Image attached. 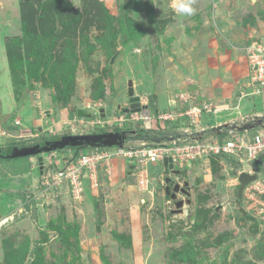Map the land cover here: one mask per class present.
Instances as JSON below:
<instances>
[{
	"label": "rangeland",
	"instance_id": "rangeland-1",
	"mask_svg": "<svg viewBox=\"0 0 264 264\" xmlns=\"http://www.w3.org/2000/svg\"><path fill=\"white\" fill-rule=\"evenodd\" d=\"M17 1L18 9L15 1L0 8V111L10 114L7 117L11 128L6 129L15 133L9 139L24 141L26 146L31 144L30 140L53 134L159 127L160 123L155 125L154 120L146 125L147 120L122 113L128 101V81L139 97L138 103L142 100L147 105L155 95V106H165L164 97H170L176 98L179 108V95L187 93L188 85L195 83L201 91L190 94L194 104L202 101L223 106L220 100L210 101L209 86L196 75V54L204 58L208 48L213 54L211 35L228 36L227 50L236 48L243 54L250 36L264 42L263 0H195L196 13L192 16L176 14L173 5L178 0H115L113 8L98 0ZM219 14L224 23L227 17L232 19L228 26L233 33L230 36L220 30L225 24ZM50 30L57 37L49 38ZM23 32L40 46L46 40L52 45L38 57L28 51L27 42L21 41L22 53L15 44L11 55H6L5 38L17 34L23 40ZM199 40L204 41L203 49L197 50ZM136 48L141 49L139 54L134 51ZM220 50L219 45V53L225 51ZM113 56L116 57L110 65ZM37 57L42 59L37 61ZM232 57L236 58L231 55L225 61ZM238 58L243 68L239 65L233 74L237 93H232L230 107L234 110L202 114L201 125L211 127L217 121L233 119L239 122L238 118L250 119L252 114L264 116L262 95L240 98V93H249L251 89L245 87V55ZM224 88L223 93L229 91ZM60 92L66 108L59 106ZM109 101V116L101 120L92 116L94 125H87L91 119L75 116L77 110L98 112ZM23 103L24 109L20 111ZM37 106L38 111L41 107L43 117L51 115L47 126L42 124ZM65 109L74 122L65 117L63 122L59 121L58 116ZM13 115L20 118L19 124L11 119ZM141 115L152 113L146 109ZM3 125L0 121V145L6 138ZM21 126H32L36 131L40 128L42 135L22 137ZM138 144L137 139L126 140L123 147ZM15 151L12 149L11 154ZM72 151H56L51 157L50 153L43 154L40 171V156L0 160V264H264V217L255 215L256 223L245 221L244 209H254L250 203L256 201L247 198L246 202L243 196L237 201L236 163L216 158L199 162L192 169L186 164L187 171L179 173L184 175L176 176L157 162L150 165L151 169L148 167L149 186L141 191L135 188L134 177L122 176L117 168L121 161L112 157L111 163L116 161L113 172L109 168L97 173L95 186L87 181L80 201H73L64 189L45 193L46 175L68 165ZM50 164L51 172L45 173ZM167 177L181 184L175 200L170 197L172 187L161 184L162 178ZM29 195L34 197L33 201L28 202ZM178 201L182 202L179 208L175 206ZM6 213L8 218L3 220L1 216ZM41 243L45 248L38 252L35 247ZM31 247L34 252L29 256Z\"/></svg>",
	"mask_w": 264,
	"mask_h": 264
},
{
	"label": "built area",
	"instance_id": "built-area-1",
	"mask_svg": "<svg viewBox=\"0 0 264 264\" xmlns=\"http://www.w3.org/2000/svg\"><path fill=\"white\" fill-rule=\"evenodd\" d=\"M244 55L246 63L245 87L250 88L251 91L245 94L240 93V98H244L248 94L264 97V45L255 40L254 35H252L246 44ZM178 101L180 107L174 112L161 111L145 116L141 114L147 109L145 107L146 103L140 100L139 107L141 110L130 113L136 115L137 119L147 120L144 122L146 125L151 123L152 120L155 121L154 124L159 122L161 128L165 126V123L170 128L175 124L179 127L175 129L179 133L177 137H171L167 142L154 145L142 142L135 146L115 148L114 151L105 149L85 151L61 169L56 165L58 169L54 171L53 175L48 174L45 177L44 192L53 193L57 189H64L73 201H80L84 193L82 176H86L91 186H95L94 180L98 165H101L105 171H109L112 157L131 163V174L135 179V188L141 191L148 189V176H150L148 167L151 164L157 162L162 164L164 159H168L173 169L180 171L185 168L186 164L206 162L211 158L221 157L238 165L239 171L237 172V168L235 171L236 176L240 173L255 175V180L243 188L241 196L246 198V202H248L247 198L255 200L256 202L250 204L257 211L251 209L250 206L249 211L245 209L244 211L253 219H256L255 215L264 217V122L254 130L243 131H238V128L246 126L247 121L231 122L227 124L229 127L224 130L225 132L221 131L214 139L205 138V129L200 123V117L202 114L217 113L224 107L212 106L207 103L194 104L188 93L180 94ZM183 119L186 122H183ZM79 124L83 123L80 122ZM249 131L253 133L248 136ZM218 136H224L225 140H218ZM51 164L46 167L45 173L51 172L48 168ZM53 165L55 166V164ZM258 171L259 173H257ZM161 184L164 185L163 179ZM32 198L34 199L33 196L29 199Z\"/></svg>",
	"mask_w": 264,
	"mask_h": 264
},
{
	"label": "crops",
	"instance_id": "crops-1",
	"mask_svg": "<svg viewBox=\"0 0 264 264\" xmlns=\"http://www.w3.org/2000/svg\"><path fill=\"white\" fill-rule=\"evenodd\" d=\"M8 1H15V3H16V8L18 9V6H17V0H0V8H2V7H5L6 5L8 6V4H7V2ZM98 1H102V2H104L105 4H106V6H109V8H113V7H115V0H98ZM126 1V0H125ZM219 4V3H218ZM214 8H215V5H214V7H213V10H214ZM229 14V13H228ZM220 15V21H222V16H221V14H219ZM229 16H230V14H229ZM232 19L231 18H228L227 17V20H226V23H224L223 21V24H225L224 25V27H223V29H220L222 32H224V34H226V36L227 35H229L230 36V34H233L232 32H231V28L230 27H228V26H230V21H231ZM19 21V20H18ZM206 21H208L207 19H206ZM209 22V21H208ZM232 23H234V24H236L235 23V21L233 22L232 21ZM7 24H10V23H7ZM211 24V23H210ZM233 24V25H234ZM264 25V24H263ZM211 26V25H210ZM227 28L229 29V30H227ZM220 31V32H221ZM219 32V33H220ZM17 33H19V29H18V32ZM17 34H15V36H16ZM211 38H210V40L212 41V44H214L213 45V47H214V52H213V54L212 55H210V51H208V49L206 50L207 51V53L205 54L206 55V57H204V58H202V57H200L199 56V54H196V57L198 58L199 57V59H197L195 62H194V60H193V65H196L197 67H198V70H197V73L198 74H196V75H198V77H200L201 76V78H203V80H204V82H205V84H207L208 86H209V92L210 93H207V95H208V97H209V99H210V101H219V102H221V103H223V106H219V107H224L222 110H219L218 112H223V111H227V110H232L234 107H230V101H232L231 100V98H232V93H237V88L234 86L235 84H236V82H234L232 79L234 78V76H233V74L235 73V72H237V70L239 69V65H241L242 66V68H243V64H238V57H239V55H243L244 56V54H243V51L241 52L240 51V49H236V48H233V51L232 50H227V48H229V47H226V40H227V38H228V36L227 37H224L223 35H211L210 36ZM225 41V42H224ZM202 42H204V41H202V40H199V41H197V50L198 49H203V46H202ZM221 46V50H225L224 51V53H219V45H216L217 43ZM222 42V43H221ZM246 42H248V39H247V41ZM245 42V43H246ZM261 42V41H260ZM263 45H264V42H261ZM198 45H199V47H198ZM194 46V48L196 47V45H193ZM218 48V49H217ZM243 49V48H242ZM220 50V51H221ZM199 52H200V50H199ZM222 55V56H221ZM235 56L236 58H234V57H232L231 59H229V60H226L225 61V59L228 57V58H230V56ZM206 58H207V60H206ZM238 58V59H237ZM181 62V61H180ZM245 65H246V63H245ZM202 68H203V70H202ZM236 68H238V69H236ZM202 71H201V70ZM200 72H202V75H200ZM204 74V75H203ZM196 79V78H195ZM198 81V80H197ZM195 84V83H194ZM196 85V84H195ZM197 87H198V91H201V88L198 86V85H196ZM224 87H228L229 88V91H225V93L227 94L228 92H231L230 93V95H225V93H223L224 92V90H225V88ZM238 87V86H237ZM233 88V89H232ZM234 88H236V89H234ZM183 89V88H182ZM182 89H181V91H182ZM228 90V89H227ZM197 91V92H198ZM220 91V92H219ZM223 93V95L221 96V97H219L221 94ZM156 94V93H155ZM238 94H239V92H238ZM155 96V95H154ZM154 96H153V102H154ZM214 96H217V97H214ZM9 97H11L12 98V96L10 95V92H9ZM219 97V98H218ZM229 97V98H228ZM224 98H226L227 100H225ZM164 99H165V106L163 105V106H161L160 105V108L158 107V106H155L156 104L154 103L153 105L155 106V113H158L159 111H157V110H160V112L162 111L161 109H164V110H166V111H163V112H169L168 110H171L170 112H174L177 108H178V106H176V98H175V100H170L171 98L169 97V98H165L164 97ZM213 101V102H214ZM223 101V102H222ZM13 102V101H12ZM157 104H158V102L157 101H155ZM202 102V101H201ZM201 102L199 103V104H201ZM203 103V102H202ZM205 103V102H204ZM212 105H216V104H212ZM25 105H24V103L23 104H21V106H19V109H20V111L22 110V109H24L23 107H24ZM38 106H37V111H38ZM118 108V107H117ZM103 109V114L105 115V117H106V111H107V108H106V106H105V108H102ZM125 108H123L122 107V111L124 110ZM236 109V108H235ZM40 110H41V107H40ZM40 110L38 111V115H39V117H40V119L42 120V124H44V125H46L47 126V122H48V119L51 117V115H45L44 117H46L45 119H47V120H43V116L40 114ZM234 110V109H233ZM19 111V110H18ZM42 111V110H41ZM105 112V113H104ZM149 112H150V110H149ZM217 112V113H218ZM150 113H152V112H150ZM155 113H152V114H155ZM7 115H10V114H7V113H2L1 111H0V121H3L4 122V129H5V131H6V135H5V140H4V142L1 144L2 146L4 145V144H7V143H9V140H10V142H11V139H9V137L10 138H12V137H14L13 136V133H15V131H10V130H8V129H6V127H8V128H11L10 127V118H8L7 117ZM72 115H70L68 112H67V110L65 109V111L64 112H62L59 116H58V119H59V121H61V122H63L64 121V117L66 118V120L68 119V121L71 123V122H74V117L72 116ZM252 116V118H253V114L251 115ZM250 116V117H251ZM256 115H254V117H255ZM259 116V115H258ZM11 117V116H10ZM53 117H56V116H53ZM104 117V118H105ZM262 117H264V116H262ZM247 118L248 117H240V118H238L239 120H242V119H244V120H247ZM252 118H250V119H252ZM11 119H13L14 121H17V122H20L21 120H20V118H18V117H16V116H14L13 115V118H11ZM106 119H108V118H106ZM109 120V119H108ZM183 122H186V120L185 119H183L182 120ZM237 121V119H233V120H229V121H226V122H219V121H217V123L216 124H214L213 123V125L211 126V127H209V126H207V127H205V126H203L202 125V127L205 129V135H204V137L205 138H212V139H214V137H216V132H218V130L215 128V127H219L220 125L222 126V125H226V124H230L231 122L232 123H234V122H236ZM76 122V121H75ZM20 128H23L22 126L20 127ZM162 128H164V130H169L168 132L169 133H173V135H175V134H179L177 131H175V129H177V128H179V127H177L175 124H173V126H171V128L168 126V124L167 123H165V126L164 127H162ZM167 128V129H166ZM214 128H215V130H217L216 132L214 131ZM46 130H48V128H45ZM207 129H211L210 130V132H208V130ZM23 132H24V134L22 133V134H20V135H23L24 137H26V135H28V136H32L33 135V137L32 138H36V137H38V136H40V135H42V129H37V131H36V128L35 129H33L32 130V126H27V127H25V128H23ZM27 131V132H26ZM35 131V132H34ZM222 131V130H221ZM221 131L219 132V133H221ZM28 132H34V134H32L31 133V135L30 134H27ZM75 135V134H74ZM53 136H55L54 134H53ZM18 137V136H17ZM172 138H173V136H171ZM137 142L140 144V143H142V142H144L143 140H137ZM138 144V145H139ZM0 145V146H1ZM70 153V156H69V158H71V153L72 152H69ZM61 157V156H60ZM68 158V159H69ZM115 160H118V161H121L118 165H117V168H120V172H122V176L124 175V176H126V178L127 177H129L130 175L133 177V175L131 174V169L132 168H130L132 165H131V163L130 162H127V161H125V160H122V159H115ZM38 163V162H37ZM127 164H129V166H127ZM116 165V161H115V164H112L111 163V161H110V166H109V168H110V170L112 171L113 170V168H114V166ZM189 166L191 167V169H192V167H195V164H192V163H190L189 164ZM38 167V166H37ZM164 168V167H163ZM150 169H151V167H150ZM103 170V168H102V166L100 167L99 166V170H98V168H97V171H96V174L98 173H101V171ZM185 171H187V168H185ZM189 171V170H188ZM113 172V171H112ZM113 175H115L114 173H113ZM182 176L184 175V172L181 174ZM116 176L118 177V175L116 174ZM120 176H121V174H120ZM33 181H34V186H35V184H36V182H35V178L33 179ZM88 180H86V182H87ZM88 184V183H87ZM88 186V185H87ZM53 193H54V191H53ZM60 196V195H59ZM62 196V195H61ZM62 197H64V196H62ZM86 199V201L88 202V200H87V197L85 198ZM8 215L9 214H4V215H2L1 217L2 218H4L3 220H5L6 218H8ZM1 218V219H2Z\"/></svg>",
	"mask_w": 264,
	"mask_h": 264
},
{
	"label": "water",
	"instance_id": "water-1",
	"mask_svg": "<svg viewBox=\"0 0 264 264\" xmlns=\"http://www.w3.org/2000/svg\"><path fill=\"white\" fill-rule=\"evenodd\" d=\"M59 32V29L56 31ZM116 55V54H115ZM116 56H113L110 59V65H112L114 59ZM198 90V87L194 85H188L187 87V93H193ZM127 97H128V107L122 111V113H134L138 112L141 110L139 107V97L134 95V89L132 87L131 81H128L127 83ZM99 117L104 118L105 115L103 114V109L99 110ZM76 116L79 118H87L89 119L91 117V113L86 110H77L76 111ZM261 123L257 119H252L251 123L246 126H242L238 128V131H243V130H253L257 126H259ZM226 125H223L225 127ZM218 130V129H217ZM219 133V132H217ZM126 136L125 133L120 131V132H110V133H100V134H76V135H67V136H62L59 137L55 141H48L44 143H40L38 145H35L33 147H23L17 151V156L18 157H27V156H40L38 158V163H39V169L41 170L43 158L42 155L45 153H51L55 152L58 150H63L69 146H88V147H107V148H121L123 147V143L125 142ZM169 163V164H168ZM163 166L167 167L169 170L170 174L177 175L179 174L178 170H174L172 167V164H170V160L164 159L163 161ZM132 168V166L130 167ZM255 180V175H247L245 173H240L238 175V183H239V189L237 191V201L241 198V194L243 191V188ZM164 183L168 184L170 187H172L171 190V199L175 200V194L179 190V184L175 183L173 180L169 178L164 179ZM167 185V186H168ZM187 183H183V187H186ZM167 191V190H166ZM183 189H180V192H183ZM176 207H181L182 202L178 201L175 203Z\"/></svg>",
	"mask_w": 264,
	"mask_h": 264
},
{
	"label": "trees",
	"instance_id": "trees-1",
	"mask_svg": "<svg viewBox=\"0 0 264 264\" xmlns=\"http://www.w3.org/2000/svg\"><path fill=\"white\" fill-rule=\"evenodd\" d=\"M48 34H49V38H51V37L52 38L57 37L56 36V33L54 32V30L53 31L50 30V32ZM18 37L19 36L5 38V47H6V51H7L6 55L8 53L11 55L10 50H11L12 46H14L15 44L18 45L17 46V50L20 52L19 45H20L21 41L27 42L29 44L28 51H32L31 53L34 56L36 54H38V57H40L41 54H42V52L43 51H47L51 47V45H52V44H50V40H46L45 42H43V45L40 46V44L38 43L37 40L30 38V36L27 35L25 32H23V35H21V37L23 38V40L22 39H19ZM20 53H22V52H20ZM38 57H37V61H40L42 58H38ZM12 59H14V58H12ZM11 71L12 70H9V72H11ZM11 76H12V73H11ZM58 95H59V99H60L59 106L62 107V108H66L65 107L66 106V104H65L66 102H63L62 103V99L64 98L63 97V94L60 92ZM18 100L19 99L17 98L16 99L17 103H18ZM148 101H149V103L147 105V109L150 110V112L155 113V106L153 105L152 97H150ZM106 106H107V111H106L105 114H106V116H109L110 110H111L110 101L108 102V105H106ZM228 127L229 126L226 125L225 127L220 126V127H215V128L218 129V132H220L221 130L224 131ZM215 128H214V131L216 132L217 130H215ZM207 130H208V132H210L211 129H207ZM120 131H116V132H120ZM168 131L169 130H164V128H161L160 126L159 127L158 126L157 127L155 126V128H152L151 130L150 129H138V130H135V129H126V130H123L122 132L125 133V136H126L125 141L126 140L137 139V140H143L148 145H154V144H160L162 142H167L171 138V136H173V137H177L178 136L177 134L173 135V133H169ZM56 138H57V136H51V137H49L48 140H53V139H56ZM218 140H225L224 139V136H218ZM30 141H31L30 143H33V142H38L39 140H34V141L33 140H30ZM24 144H25L24 141H21V143H20V141H11L10 143L6 144L5 146L4 145L3 146H0V160H12V159L21 158V157H18L17 154H15V153L14 154H11V150L12 149H16L15 152H17L19 149H21L24 146H26ZM9 146H11V147H9ZM100 148L101 149H106L107 147H96L95 148V147H88V146H85L84 145V146H74V147L73 146L72 147L69 146V147H67L65 149L73 150L72 151V156L69 159V161H71V160L76 159L77 157H79L85 151L93 150V149H100ZM113 148H115V147H113ZM216 158L217 159H220V160L223 159L221 157H214V158H211L210 160L216 159ZM222 162L227 163V162H229V160L226 159V158H224L222 160ZM192 164L197 165L198 163H192ZM99 166L101 167V165H98V170H99ZM86 180H87V177L83 175L82 176V181H83L84 187L87 186ZM27 197L28 198H31L32 195H29ZM33 200L34 199H31V200L29 199L28 202L33 201ZM244 219L247 222L256 223V220L253 219V218H251L247 214H246V216H244ZM35 248H38L37 251L39 252V251L43 250V248H45V246L41 243V244L37 245V247H35ZM33 252L34 251H33L32 247H31L30 250H28V255L29 256L32 255L31 253H33Z\"/></svg>",
	"mask_w": 264,
	"mask_h": 264
},
{
	"label": "clouds",
	"instance_id": "clouds-1",
	"mask_svg": "<svg viewBox=\"0 0 264 264\" xmlns=\"http://www.w3.org/2000/svg\"><path fill=\"white\" fill-rule=\"evenodd\" d=\"M194 4H195V0H178V2H176L174 5H173V8H174V11L176 12V14L177 15H180V16H192V15H195V13H196V8L194 7ZM134 51L137 53V54H139L140 52H141V49L140 48H136V49H134ZM194 93V92H193ZM193 93H188V94H193ZM148 105V104H147ZM146 105V106H147ZM128 107V101H127V106L125 107V109ZM147 108V107H146ZM102 109V108H101ZM100 110V109H99ZM148 110V109H147ZM149 111V110H148ZM90 113H91V117L89 118V119H91L92 118V116H95V117H98V120H101V119H103V118H100L99 117V115H100V113H99V111L98 112H91V111H89ZM105 113V112H104ZM124 114V113H123ZM127 114V113H126ZM75 116H76V112H75ZM77 117V116H76ZM77 118H79V117H77ZM257 119V120H259L260 121V123L262 124L263 122H264V117H260V116H255V117H253L252 119ZM79 119H87V118H79ZM252 119H247V120H244V119H242V120H244V121H247V125L249 124V123H251V120ZM92 119L91 120H88L86 123H87V125H89L88 123H92ZM17 122V121H16ZM80 122H82V121H79V123ZM98 124H100V121H96ZM18 124H19V122H18ZM92 125V124H91ZM93 125H94V122H93ZM97 125V124H96ZM227 125V124H226ZM81 126V125H80ZM83 126V125H82ZM257 128V127H256ZM255 128V129H256ZM9 130H11V129H9ZM254 130V129H253ZM109 133V132H108ZM89 134H91V133H89ZM4 135H6V134H4ZM76 135V134H75ZM22 137H24V136H22ZM20 138V137H19ZM29 138H31V136L29 137ZM145 143V142H144ZM116 148V147H115ZM58 151H60V150H58ZM56 152V151H55ZM53 153L54 152H51L49 155H53ZM43 163L44 162H42V166H43ZM162 166H163V163H162ZM164 167V166H163ZM39 168V167H38ZM185 168H186V166H185ZM164 169L165 170H168L167 169V167H164ZM42 170V169H41ZM183 170V169H182ZM39 171H40V169H39ZM42 172V171H41ZM41 172H40V175H41ZM179 173H180V171H179ZM246 174V173H245ZM172 175V174H171ZM181 174H177L176 176H180ZM250 176V175H249ZM168 178V177H167ZM163 179V181H164V178H162ZM171 180H175V179H172V178H170ZM237 182H238V176H237ZM183 183H186V182H183ZM166 186L168 185V184H166V183H164ZM179 184V183H178Z\"/></svg>",
	"mask_w": 264,
	"mask_h": 264
},
{
	"label": "flooded vegetation",
	"instance_id": "flooded-vegetation-1",
	"mask_svg": "<svg viewBox=\"0 0 264 264\" xmlns=\"http://www.w3.org/2000/svg\"><path fill=\"white\" fill-rule=\"evenodd\" d=\"M100 133H108V132H100ZM100 133H94V134H100ZM63 136H67V135H63ZM59 137H62V136H57V138L53 139V140H48L49 138H43V139H40L38 142H33L30 145H27V146H24V147H33V146L38 145L40 143H44V142H48V141H54V140H57Z\"/></svg>",
	"mask_w": 264,
	"mask_h": 264
}]
</instances>
